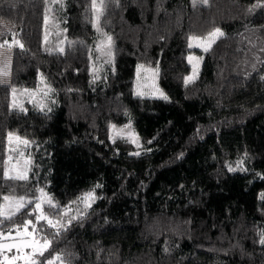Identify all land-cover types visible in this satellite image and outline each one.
I'll use <instances>...</instances> for the list:
<instances>
[{"label": "trees", "instance_id": "16d2710c", "mask_svg": "<svg viewBox=\"0 0 264 264\" xmlns=\"http://www.w3.org/2000/svg\"><path fill=\"white\" fill-rule=\"evenodd\" d=\"M103 2L99 29L112 37L111 55L97 50L91 0H0L14 32L0 45L23 44L12 46L10 84H0V195L34 199L42 185L61 205L45 212L59 219L95 191L86 217L59 236L41 222L39 235L53 243L40 259L264 264V0ZM45 15L63 27L62 53L44 43ZM216 28L223 35L185 84L186 55L196 51L188 38ZM137 64L158 67L167 100L134 94ZM39 74L51 86L46 105L10 109L11 88H36ZM127 123L139 155L126 136H112ZM9 132L30 141L27 182L3 179ZM29 211L0 231L22 226Z\"/></svg>", "mask_w": 264, "mask_h": 264}, {"label": "snow or ice", "instance_id": "6c2138e0", "mask_svg": "<svg viewBox=\"0 0 264 264\" xmlns=\"http://www.w3.org/2000/svg\"><path fill=\"white\" fill-rule=\"evenodd\" d=\"M206 5L208 0H193V5L197 6L198 4ZM92 12L94 13L95 20L93 22V27L99 31V21L103 16L104 12V2L103 0H91ZM48 16L45 15V23L47 24ZM223 35V32L216 28L214 31L208 33L207 37H189L188 47H193V40L199 41L197 46L203 45V50L208 52L211 48L212 44L215 43L216 39ZM107 44L105 45L104 41H101L100 44L97 45V50L101 51L102 54L108 55L110 54V50L112 48V37H106ZM8 42L5 41V44ZM18 45L21 49H23V44L18 40L13 41V46ZM3 47V45H0ZM62 53L64 49H59ZM196 59L192 56L188 57L189 63ZM143 66H138V71ZM197 64H192V76L185 77V84L189 83L192 79L195 78L197 73ZM10 73V65L5 64L3 67H0V77L6 76ZM28 92L27 89L24 90ZM13 100L10 104V109L15 110L19 109L20 111H25L22 105H18L15 100L16 89H12ZM47 95V93H45ZM136 95L143 97L145 93L137 92ZM159 98L167 100L168 97L163 93H159ZM43 110V109H41ZM50 110V109H49ZM112 128H115L113 125ZM125 128H131V125H126ZM124 129H120L117 131V135L120 138H125L123 136ZM113 139L112 136L109 137ZM13 139L17 142V144H23L25 146L29 145L30 141L27 139H22L20 136L15 133H8V141L11 145ZM127 140L130 143L136 144L137 147H140L138 142V137L135 136L133 132L127 133ZM113 142L114 139H113ZM10 151H18L15 148H10ZM134 155H139L140 153H133ZM25 154L23 151H19V156L23 157ZM9 161H5V165H7ZM242 163V162H241ZM234 168H229V171H235ZM32 171L31 166V158L23 161V164L18 160L17 163L9 168L7 166L3 169V179L4 181H14V182H27L30 177L29 173ZM12 187V185H9ZM96 187H100L97 185ZM40 195L35 197L34 199H29L27 195H15L13 193H9L6 195H0V226H2L5 222H11L13 218L22 214V212L31 207V211L28 212L29 219L24 220L23 225H15L13 228H10L7 233L0 231V264H17V262L22 261L23 264H70V261L66 259L64 255L61 253H57L51 258L40 259L41 257H45V253L49 252L52 247L53 241L48 239L47 236H38V233L41 232V222L47 224V226L51 229H54V236H59L62 231H66L67 227L70 226L73 221L83 220L87 215V210L91 208L92 203L98 198L95 195V191H88L83 193L77 201L73 202L77 205L76 209H72L71 205L65 206L68 211L64 212L61 215L60 219L54 220L50 215L45 212L44 206L45 204L49 209H56L57 213H60L61 205L56 203L45 191L43 188L37 190ZM262 199H264V194H262ZM83 205V210L79 208V205ZM72 211H75V215H72ZM54 213V214H57ZM35 217V223L31 219V217ZM64 216H67V225L64 223ZM15 232V235H13ZM259 243L264 245V232L259 234ZM15 250L14 255H8L7 253H12Z\"/></svg>", "mask_w": 264, "mask_h": 264}, {"label": "rangeland", "instance_id": "374dc122", "mask_svg": "<svg viewBox=\"0 0 264 264\" xmlns=\"http://www.w3.org/2000/svg\"><path fill=\"white\" fill-rule=\"evenodd\" d=\"M98 4H99V0H98ZM80 9L82 11H87L88 10L87 8H84V7H80ZM94 20H95V17H94V13H93V22H94ZM46 25H47V27H46L47 30L48 31L50 30V32L47 31L48 33L45 35V38H44V43L47 44L48 49L49 50L59 51V49L62 48V49L65 50V47H66V45L68 43V39H67V37L64 34L63 27H61L60 24H58L56 21L53 22V17L51 18L50 16L48 17V23ZM94 30H95L96 37H97V43L100 44L101 41H104V43L106 45L107 44L106 37L110 36V35L107 34V33L102 32L100 30L97 31L96 28H94ZM214 30L215 29L211 30L210 32H212ZM210 32H208V33H210ZM5 33L9 34L10 36L11 35L14 36V32H13L12 26L7 21L0 19V36L2 34H5ZM208 33L206 35H204V36H192V37L205 38V37H207ZM13 41H15V39L13 37H10L9 44L7 46L0 47V67H3L5 64L10 65V72H11V63H12ZM192 43H193L192 49H196V51L193 50V51L189 52L186 55V60L189 63V60H188L189 56H192V57H194L196 59H194L192 61V63H189V65L191 66V70L186 75V77L192 76V64L193 63L197 64V69L198 70H197L195 78L192 79L191 81L195 80L197 78V76H198V73H199V70H200V67H201V62L203 60V52H205L203 50V45L197 46L199 41L193 40ZM198 51H200V52H198ZM110 55H111V50H110ZM105 63H108V62L105 61ZM138 66H143V67L140 68L139 71H138ZM0 84H7V85L10 84V73L8 75H6V76L0 77ZM13 88H15V87L11 88V103H12V100H13V94H12V89ZM15 89H16V94H15L16 103L18 105H22L24 107V109H25L24 104L26 102L36 103V104H38L39 107H42V106L46 105L47 100L50 97L51 86L46 81L44 76L42 74H39L36 88H15ZM25 89H27L28 92H25L24 91ZM133 92H134L135 95H136L137 92H143V93H145V95L143 97H149V98H155V99H159V93L160 92H163L165 94V92L160 88V86L158 84V67H149V66H146L144 64H137L136 68H135V72H134ZM45 93H47V95H45ZM126 125H129V124L127 123ZM120 129H124L123 135L126 136V137H127V133L129 131L133 132L135 134V136L138 137L139 145L141 144L140 136L133 128L129 129V128H125V127H122V126L119 127V128H112L111 129L112 136L117 135V131L120 130ZM18 136H20V135H18ZM20 137L22 139H27V138H24L22 136H20ZM29 145H30V143H29ZM29 145L25 146L23 144H17L15 139H13L11 145L9 144V151H10V148H15L18 151H10V153L8 155V158H7V161H9V163L7 164V167L12 168L17 163L18 160L20 161L21 164H23V161L30 157V155H29L30 146ZM134 145L136 146V149L133 152L137 153V152L141 151L140 150L141 148H138L136 144H134ZM19 151H23L25 155L23 157H20L19 156ZM40 188H43L44 191L53 199V197L51 196V194H49V192L47 191V189L45 187L40 185L39 189ZM39 195H40V193H39ZM29 199H31V198H29ZM69 205H71L73 210L77 208V206L74 205L73 203H71ZM80 206H81L80 209L82 211L83 210V205L80 204ZM67 211H68V209L65 208L64 212H67ZM71 214L75 215L76 213H75V211H72ZM54 220H57V219H54ZM64 223L65 224L67 223V218H66V220H64ZM7 232L8 231H6L5 233H7ZM13 235H15V232H13ZM38 236H40L39 233H38ZM7 254L8 255H14L15 254V250H13L12 253H7Z\"/></svg>", "mask_w": 264, "mask_h": 264}, {"label": "water", "instance_id": "95a60500", "mask_svg": "<svg viewBox=\"0 0 264 264\" xmlns=\"http://www.w3.org/2000/svg\"><path fill=\"white\" fill-rule=\"evenodd\" d=\"M19 264H23V262L19 263Z\"/></svg>", "mask_w": 264, "mask_h": 264}]
</instances>
